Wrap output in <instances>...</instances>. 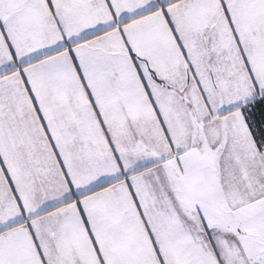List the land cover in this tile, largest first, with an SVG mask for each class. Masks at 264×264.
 <instances>
[{
    "label": "snow or ice",
    "instance_id": "6c2138e0",
    "mask_svg": "<svg viewBox=\"0 0 264 264\" xmlns=\"http://www.w3.org/2000/svg\"><path fill=\"white\" fill-rule=\"evenodd\" d=\"M0 264H264V0H0Z\"/></svg>",
    "mask_w": 264,
    "mask_h": 264
}]
</instances>
